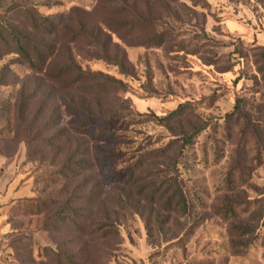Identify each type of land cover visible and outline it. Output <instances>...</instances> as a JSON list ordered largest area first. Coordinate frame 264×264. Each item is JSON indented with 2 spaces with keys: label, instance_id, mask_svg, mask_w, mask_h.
I'll use <instances>...</instances> for the list:
<instances>
[{
  "label": "rangeland",
  "instance_id": "374dc122",
  "mask_svg": "<svg viewBox=\"0 0 264 264\" xmlns=\"http://www.w3.org/2000/svg\"><path fill=\"white\" fill-rule=\"evenodd\" d=\"M0 32V175L28 188L0 264H264V0H0Z\"/></svg>",
  "mask_w": 264,
  "mask_h": 264
},
{
  "label": "trees",
  "instance_id": "16d2710c",
  "mask_svg": "<svg viewBox=\"0 0 264 264\" xmlns=\"http://www.w3.org/2000/svg\"><path fill=\"white\" fill-rule=\"evenodd\" d=\"M35 13H36V17L31 16L30 22L34 27H39L41 25L44 27V38H47V37L52 38V37L57 36V33H58L57 29L55 28L54 23L51 21V19L49 17H45V16L42 17L38 11H35ZM40 22H43V23H40ZM141 24L142 23L140 21L133 22L131 24V29L137 30V29H139ZM7 30H9L11 36L16 41V45L17 44L19 45V51L22 54H25L26 49L29 50L28 44H29V38L30 37L27 36V34L21 33L19 30H16V29L13 30L11 28H8ZM0 34H2V32H0ZM0 39H3V38H0ZM153 40H155V41L159 40V42H157L159 44V43L164 41V38L162 37L161 33H158V34L154 35ZM46 49H48V46H45V44H44V51H46ZM49 57H51V56L46 55L44 52V79L45 80L50 79V80H53L56 82H60V81H64V80L69 79L70 83L72 85H79V84H85V83L90 84V83L99 79L100 83L97 86L98 88L102 87V86L104 87L107 83H112L109 80H105L96 74H92L89 71L82 69L78 65L77 66L74 65L75 67H73V68L62 67L61 69H59V71H51L45 67L48 64ZM93 85L95 86L96 82ZM186 107H187V104H181L176 110L172 111L171 113H169L166 117H164L162 119L171 120V119L175 118L176 116L181 115L183 113V111L186 109ZM113 119H114V117L110 118L107 122L108 127L110 126L112 129H113V127H112L113 126V123H112ZM92 123H94L93 120H87V121L79 124V129L77 131L79 133L81 131V133L92 134L93 133V130L91 129ZM203 129H204V127L201 126L200 128H197V131L201 132ZM105 131H106V128L99 129L96 133L97 136H95V138L102 139L101 137L103 136ZM200 132H198V133H200ZM60 133L61 132H59L58 134H60ZM58 134H56V136H50V137L46 138L44 140L45 144L47 146L53 145V141L55 138H57ZM197 134L195 133L192 135L191 134L188 135L186 133V135L183 136L184 137V144L189 143L192 140V138ZM78 157L79 158H78V162H77L78 163L77 167L80 169H85V170L89 169V167H90V165H89L90 162L88 160L89 152L88 151L80 152ZM71 167H73V165L68 164V166L65 167L64 170H62V172L65 173L66 170L71 171ZM169 177L171 179L170 178H164V176H163L162 180L160 181V183H161L160 187L162 188L166 184V181H168V183H169V181L171 180L172 183L176 184L177 187H179V189H180V186L178 184V180L175 179L174 176H169ZM165 193H166V190L162 192V195ZM170 200L171 199L168 200L170 205L172 203L174 204L173 209H176V210L181 211V212L187 211V206H186V202L184 200V195H183L182 191L180 192V196H178L175 203L171 202ZM63 256L64 257H62V258H63L64 262H66L68 264H72L71 258H69V255L64 253Z\"/></svg>",
  "mask_w": 264,
  "mask_h": 264
},
{
  "label": "crops",
  "instance_id": "0c3cea01",
  "mask_svg": "<svg viewBox=\"0 0 264 264\" xmlns=\"http://www.w3.org/2000/svg\"><path fill=\"white\" fill-rule=\"evenodd\" d=\"M27 189L20 186L17 179L11 182L0 175V234L9 231L7 221L9 209L15 201L26 195Z\"/></svg>",
  "mask_w": 264,
  "mask_h": 264
}]
</instances>
